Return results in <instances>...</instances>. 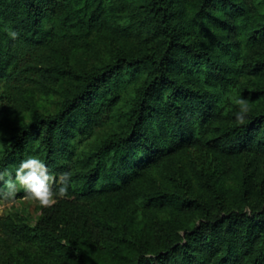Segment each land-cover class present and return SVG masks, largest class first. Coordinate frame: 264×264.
Returning a JSON list of instances; mask_svg holds the SVG:
<instances>
[{
	"label": "trees",
	"instance_id": "obj_1",
	"mask_svg": "<svg viewBox=\"0 0 264 264\" xmlns=\"http://www.w3.org/2000/svg\"><path fill=\"white\" fill-rule=\"evenodd\" d=\"M256 1L144 0L131 19L138 30L151 32L155 48L142 53L121 49L96 65L90 64L92 47L87 40L109 32L118 40L129 38L133 28H118L111 18L117 2L0 0V170H9L36 145L40 158L55 177L63 172L71 174L64 197L83 217L90 212L88 203L105 194H113L115 199L118 195L132 197L154 187L157 193L147 198L148 207H170L173 216L179 217L178 224H172L171 231L166 226L157 230L148 207L143 218L135 222L136 206L130 204L120 249L113 252L123 249L126 264H147L143 252L155 256L150 264H186L197 258L195 246L202 237L213 245L222 242L218 264H226L237 254L238 242L249 241L253 231L264 225V219L260 220L258 214L232 212L212 220L203 201L189 196L181 184L169 177V185L154 181L157 175L166 177L167 155L202 135L227 156L252 145L264 147V90L258 92L262 97L259 109L247 114L240 124L232 114L228 118L217 112V89H207L235 80L239 73L264 76V11L252 8ZM188 7L198 8L195 15L204 13L207 26L187 20ZM215 8L218 14L207 11ZM198 25L201 33H211L212 47L201 49L193 43L194 27ZM10 31H15L16 36H11ZM143 67L149 73L134 93L123 130L102 140L86 158L87 169L55 167V153L66 149L72 134L68 127L71 118L79 114L86 125L103 126L117 101L104 90L114 85L123 72L134 74ZM200 72L206 75V84L194 78ZM56 92L61 102L55 113H39L30 122H19L33 110L37 97ZM3 185L0 181V198ZM58 187V183L53 184L54 190ZM213 192L218 203L225 198L224 190ZM198 213L207 218L200 227L192 225ZM97 218L100 228L104 217L99 214ZM83 221L80 227L75 221L71 228L55 230L0 218V255L22 238L38 237L51 248L64 250L61 253L75 264H116L113 259L105 263L91 256L88 236L81 234L85 231ZM154 237L159 241L149 242ZM254 264H264V251Z\"/></svg>",
	"mask_w": 264,
	"mask_h": 264
},
{
	"label": "rangeland",
	"instance_id": "obj_2",
	"mask_svg": "<svg viewBox=\"0 0 264 264\" xmlns=\"http://www.w3.org/2000/svg\"><path fill=\"white\" fill-rule=\"evenodd\" d=\"M117 2L115 11L111 13L118 28H130V36L125 39H115V35L110 32L101 35H93L87 42L91 49L90 64L101 65L104 60H109L112 55L121 49L127 52L152 51L155 48L156 39L149 31L138 30L134 26L135 20L131 19V14L137 12L143 5L144 0H113ZM130 2V5L127 4ZM241 2V0H235ZM252 8L263 12V0H257ZM198 8L188 7V18L199 24L207 26L208 22L202 18V15H195ZM140 11V10H139ZM210 13L218 14V10L208 9ZM140 17L141 14L139 13ZM200 25L194 27L193 43L201 49L212 47L214 40L211 33H201ZM214 49V48H213ZM205 68V66H204ZM149 69L141 68L138 72L131 74L125 71L119 77L118 81L104 90L108 97L115 96L116 104L110 113L106 123L99 126L86 125L79 114L74 115L68 123L72 129V134L68 138L67 147L64 151L59 150L54 155L53 165L62 167L71 171H80L88 168L86 158L99 146L102 140L108 135L121 132L125 122V115L132 107L133 96L138 86L147 77ZM194 78L200 83L206 84V75L203 72L194 74ZM206 86V85H205ZM208 91L216 90L217 112L230 118V114L235 118V112L238 106L235 105L231 97L241 95L249 102V113L256 112L261 105L262 97L258 94L264 90V76H254L250 74H236L235 80L227 81L220 86H207ZM61 102L60 95L52 93L48 97H37L33 110L27 113L20 123L30 122L39 113H55ZM228 115V116H227ZM235 122V121H232ZM237 122V121H236ZM228 123H225L227 125ZM221 126V125H220ZM205 131V129H204ZM203 131V132H204ZM207 137V134L205 135ZM37 146L34 145L32 151L22 154L14 165L9 169L13 174L19 163L29 156L40 158ZM168 172L166 177L157 175L155 183L169 185L172 180L177 185L181 184L187 189V194L193 199L203 201L208 209V216L212 220L225 218L232 212H242L248 215L258 214L259 219H264V147L261 145H252L249 148H243L230 156L221 152L220 149L205 141L204 135L193 143L182 146L167 155ZM49 169V168H48ZM49 172L55 177L53 172ZM172 180H168V178ZM54 184V183H53ZM224 190L225 198L218 200L214 198L213 190ZM3 196L0 198V218H10L14 222L27 226L44 225L48 228L59 230L68 229L78 221V227L83 225L85 220V231L81 233L87 237L91 256L100 262L111 263L113 259L116 264H126L124 261V250L113 252L114 249H120L119 242L122 240L123 224L127 216V208L130 204L136 206L134 211V221L138 222L144 216V210L148 207V200L155 196L157 189L152 187L145 190L143 194L127 197L118 195L115 199L113 194H105L88 203L90 212L83 217L80 210L74 212L73 202L67 197H57L55 204L51 206H41L38 202L29 199L23 190L16 192L14 196L7 194L5 185L2 188ZM213 192V193H212ZM82 204H78V207ZM80 208V207H79ZM151 212V219L158 230L160 226H166L168 231L173 224H178L179 217L173 216L171 208L159 209L148 207ZM79 211V212H78ZM78 214V216H77ZM101 214L104 217L102 225L98 226L97 217ZM204 213H198L192 220V225L200 227L206 223L207 218ZM97 218V219H96ZM208 233V230L205 231ZM183 236V232H179ZM147 238V237H146ZM149 242L157 243L155 237L148 239ZM66 240H62L65 244ZM183 242V241H182ZM242 239L238 242L237 254L232 255L226 264H254L255 258L263 252L264 248V225L260 230L255 229L250 236L249 241L244 243ZM62 249H53L47 241L41 238H22L20 243L14 246L9 252L0 255V264H75L70 257L62 254ZM121 253V255H120ZM222 251V242L216 241L215 245L205 238H200L196 242V259L186 264H218ZM146 263L150 264L151 259H155L152 254L144 253ZM158 264L157 262H155ZM94 264V263H93Z\"/></svg>",
	"mask_w": 264,
	"mask_h": 264
},
{
	"label": "clouds",
	"instance_id": "obj_3",
	"mask_svg": "<svg viewBox=\"0 0 264 264\" xmlns=\"http://www.w3.org/2000/svg\"><path fill=\"white\" fill-rule=\"evenodd\" d=\"M10 35L15 37L16 32L10 31ZM231 100L238 106L235 119L243 124L249 112V102L241 95L231 97ZM70 179L69 172L61 173L58 178L54 177L49 172L46 162L37 156H29L22 160L14 174L7 169L0 170V181H3L10 197L22 189L29 199L45 207L55 204L57 197H63L68 193ZM53 183L59 184L55 190Z\"/></svg>",
	"mask_w": 264,
	"mask_h": 264
}]
</instances>
